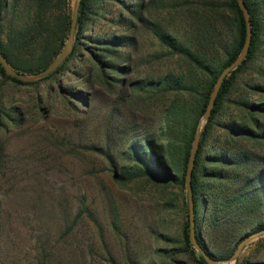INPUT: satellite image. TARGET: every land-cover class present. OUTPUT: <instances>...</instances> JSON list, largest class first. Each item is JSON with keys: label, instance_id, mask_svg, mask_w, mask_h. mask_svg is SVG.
<instances>
[{"label": "rangeland", "instance_id": "374dc122", "mask_svg": "<svg viewBox=\"0 0 264 264\" xmlns=\"http://www.w3.org/2000/svg\"><path fill=\"white\" fill-rule=\"evenodd\" d=\"M141 1L142 18L133 21V29L127 31L135 44L125 48L130 56L122 62L126 71L116 74L121 82L115 86L105 87L90 72L94 68L88 71L93 64L86 50L80 60L68 62L63 73L34 84H15L0 77V99L7 113L20 118L8 122L0 137V264H160L161 249H182L186 187L161 188L144 178L116 179L120 166L131 163L127 153L133 141L149 138L163 151L165 110L171 99L180 96L148 97L133 93L131 84L188 67L183 58L163 56L156 35V30H165L185 40L183 9L174 11L171 0ZM107 8L104 18L88 32L123 33L108 20L120 10L119 5L111 2ZM11 18L9 9L4 16V38ZM215 33L218 64L234 31L222 26ZM258 77L254 68H248L240 83ZM64 89L82 90L87 102ZM238 97L257 100L260 94L241 85L232 95ZM238 111L229 103L221 121ZM82 206L87 212L77 216ZM229 209L220 210L218 220ZM259 217L257 212L238 222L236 233H253L251 228ZM203 227L206 234L215 233L207 223ZM224 239L217 232L210 247L217 250L233 244ZM247 261H264V235L247 242L236 260L219 264ZM166 262L196 264L186 252Z\"/></svg>", "mask_w": 264, "mask_h": 264}, {"label": "trees", "instance_id": "16d2710c", "mask_svg": "<svg viewBox=\"0 0 264 264\" xmlns=\"http://www.w3.org/2000/svg\"><path fill=\"white\" fill-rule=\"evenodd\" d=\"M170 1V0H169ZM250 13L252 37L246 58L223 80L211 115L201 131V138L192 171L194 219L196 238L213 257L221 259L233 254L247 232L236 233V224L257 213L260 215L251 231L264 229V0H244ZM116 2L120 10L109 21L123 29V33L102 35L88 32L100 18H104L107 5ZM171 8L183 9L187 37H178L165 30H156L163 56L183 58L188 67L179 73L167 72L157 79H144L131 84L133 93L168 96L165 123L161 134L165 137L163 151L149 138L133 141L127 153L130 164H122L116 173L119 182L144 178L161 188L177 185L185 189V170L194 133L207 105L210 92L220 71L240 53L245 39V21L237 0H171ZM11 9V20L4 33V16ZM141 0H80L74 41L70 53L50 74L38 79H49L65 71L68 62L80 60L84 51L91 57L92 74L107 88L121 82L116 74H124L122 64L130 56L133 21L141 20ZM73 7L71 0H0V51L8 63L25 74H34L49 66L66 45L71 26ZM227 26L234 31L222 60L215 64L219 54L215 30ZM123 50V51H122ZM248 68H254L257 79L240 83ZM78 74V71H73ZM0 77L15 84L23 82L7 75L0 64ZM240 84V85H239ZM260 94L257 100L232 95L238 86ZM82 103L86 94L78 89H64ZM176 95V96H177ZM229 103L240 111L222 122L221 117ZM19 114H9L0 99V137L8 122L19 121ZM220 129L219 133L216 131ZM173 166L174 170H171ZM170 200L172 199L169 197ZM170 203L172 201H169ZM172 204V203H171ZM229 213L219 215L220 210ZM231 210V211H230ZM257 211V212H256ZM87 212L82 206L77 216ZM212 227L206 234L203 224ZM73 225L67 227L70 231ZM188 212L182 229V249H161L162 261L175 259L182 252L189 254L196 264H209L188 238ZM221 232L230 246L210 247ZM208 235L210 237L208 238ZM229 239V240H228ZM246 264H264L247 261ZM240 263V264H245Z\"/></svg>", "mask_w": 264, "mask_h": 264}, {"label": "water", "instance_id": "95a60500", "mask_svg": "<svg viewBox=\"0 0 264 264\" xmlns=\"http://www.w3.org/2000/svg\"><path fill=\"white\" fill-rule=\"evenodd\" d=\"M237 3L242 11L244 21H245L246 33H245L244 43H243V46H242V49L239 55L234 60L229 62L227 65H225V67L220 71L217 77V80L210 92L207 105L202 113V116L198 122V125L194 133L191 149H190L187 164H186V170H185V185H186V190H187V208H188V222H189L188 238H189L190 243L194 246V248L202 254L204 259L209 264H219L220 262H228V261L236 260L241 250L243 249L244 245L247 242L254 239L255 237L264 235V229L248 234L243 239H241V241L238 243L232 255L224 259H218L210 255L201 246V244L198 242L196 238V231H195L193 188H192L191 180H192V171H193V167L195 164V158H196V154H197V150L199 146V141L201 138V131L211 115L213 106L215 104L216 97L219 93L223 80L232 70H234L246 58L248 51H249L251 37H252L250 13L245 4V1L237 0ZM79 5H80V0H75L74 5H73L71 26L69 30L68 40L64 48L61 50L60 54L55 58V60L49 66H47L44 69H41L40 71L34 74H25L23 72H20L14 69L8 63V61L6 60V58L0 51V64L2 65L5 73L23 82H32V81L38 80L50 74L51 72H53L64 61V59L67 57V55L70 53L72 49Z\"/></svg>", "mask_w": 264, "mask_h": 264}]
</instances>
